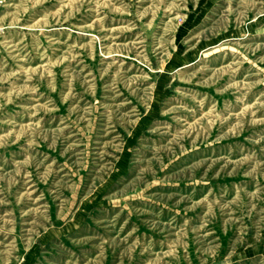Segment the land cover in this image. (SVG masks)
Segmentation results:
<instances>
[{
  "label": "rangeland",
  "instance_id": "rangeland-1",
  "mask_svg": "<svg viewBox=\"0 0 264 264\" xmlns=\"http://www.w3.org/2000/svg\"><path fill=\"white\" fill-rule=\"evenodd\" d=\"M0 264H264V0H0Z\"/></svg>",
  "mask_w": 264,
  "mask_h": 264
}]
</instances>
